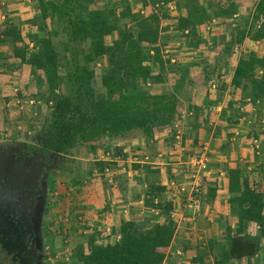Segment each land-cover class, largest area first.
<instances>
[{
	"label": "trees",
	"instance_id": "16d2710c",
	"mask_svg": "<svg viewBox=\"0 0 264 264\" xmlns=\"http://www.w3.org/2000/svg\"><path fill=\"white\" fill-rule=\"evenodd\" d=\"M170 6H175L177 15H170ZM241 6L238 0H33V16L22 21L34 29L28 42L19 29L22 22L16 17L7 15L0 27V46L9 48L0 54V63L34 79L32 98L50 110L52 133L48 140L56 152L86 147L94 152L95 145L113 144L108 161L95 162L85 182L78 178L73 183L74 187L86 184L84 193L88 196L95 183L117 177V163L127 155L123 154L124 146L116 145L132 142L136 134L149 147L157 145L160 133L169 131L171 137L165 149L175 150V124L180 122L184 103L194 113L188 127L193 154H200L199 137L208 133V118L201 127L196 118L220 103L221 95L207 86L222 74L216 72L220 65L210 69L205 61L190 57L206 50L208 36L215 40L212 32L205 31L210 21H217V30L231 29L225 56L230 57L246 39L260 47L259 52H249L238 59L230 84L240 92V100L225 104L221 120L234 126L232 120L241 117L238 108L246 100L254 106L264 102V0L254 6L248 26L246 22L230 24ZM2 10L5 7L0 0ZM256 24H260L259 28ZM171 36L177 38L176 52L181 61L168 54ZM104 58L107 66L97 77L96 63ZM10 60L18 66L8 64ZM198 66L204 70L202 77L195 79L192 70ZM197 86L201 87L200 107L192 103ZM225 89L221 85L218 91ZM220 135L217 129L215 136ZM109 147L104 148V154ZM153 150L158 154L161 148ZM139 169V165L132 166L134 172ZM225 172L229 196L226 203L235 214L238 230L232 232L225 227L220 236L221 255L214 264H239L256 257L261 250L264 195L252 189L238 168H226ZM145 174L157 179L159 171L147 169ZM201 182L207 199H215L217 185L205 177ZM164 194L165 188L152 181L143 197L144 208L157 212L160 222L146 227L135 218L121 220L116 243L101 236L103 242L99 244L96 237H91L88 249L79 246L73 250L70 262L57 264H164L177 226L173 218L176 207L165 200Z\"/></svg>",
	"mask_w": 264,
	"mask_h": 264
},
{
	"label": "crops",
	"instance_id": "0c3cea01",
	"mask_svg": "<svg viewBox=\"0 0 264 264\" xmlns=\"http://www.w3.org/2000/svg\"><path fill=\"white\" fill-rule=\"evenodd\" d=\"M238 1L242 2L245 8L243 5L239 8L236 19L230 20V24H238L241 17H244L248 11L247 8L250 7L251 2H253V5H251V13L253 15L254 6L259 0ZM246 2L249 3L246 4ZM2 4L5 10L0 11V27L6 21L7 15L9 18L16 17L21 22L33 16V1L2 0ZM181 15L184 16L185 13L182 12ZM24 29L29 30L30 33L34 31L28 26ZM212 35L219 36V34L215 33ZM246 47L249 52L253 53L260 50L258 44L246 39L241 48L238 47L237 52H244ZM8 50V46H0V54L6 53ZM240 55L238 54V56ZM238 59L239 57L235 61H231L227 76H221V78H224L222 85H225L226 89L222 93L218 90L216 91V93L221 95L219 97L220 103L215 107L204 110L202 116L196 118V124L199 127L202 126V121L208 118V133L203 135V137H199V139H201V146L206 144L209 147L210 163L208 173L202 176L201 179L205 177L207 182L217 185L215 199L209 201L203 189L202 212L199 217L195 218L192 212L186 208L185 198H181L177 189L168 187V183L171 180L181 183V185H187L192 172L189 162L195 155L191 147L193 142L192 134L188 129L191 118L185 119L179 122L178 127L175 126L176 136L180 134L181 137L180 142L174 139L175 150L170 152V150L165 149V146L168 145L165 142L171 137L169 131L159 134L157 145L146 147L144 143V147H140L141 154L137 152L136 154H131L134 150L133 141L130 142L131 144L116 145L117 147L124 146L123 154L127 155V160L117 163L118 171L115 173L118 177H116L117 180L116 178L113 179V177L112 180L103 181L106 183L105 185H103V182H97L91 191V195L86 196L85 193H79L80 195H76L74 199H69V203L73 201V204L68 205L71 207L66 215L71 220L76 218L83 219L85 225L83 231L87 233L84 235L87 240L91 237H96L97 239L99 238L98 243L101 244L103 242L100 240L102 236L103 238L108 237L107 241L109 243H116L119 239V223L121 220L128 221L131 218H135L136 222L142 223L146 227L160 222L161 216L157 212L146 210L143 206V197L147 185L152 181H156L159 186L165 188V200L173 203L176 207L173 215L177 223L176 231L166 253L164 264H214L216 258L221 255L220 236L225 227L229 226L232 232L238 230L235 214L226 203L229 196L226 190L225 169L238 168L244 177L248 179L252 189L260 191L264 195V102L254 106L249 100H246L245 105L238 108V115L241 117L239 119L233 118L232 120L235 123L234 126L229 127L227 123L221 120V112L224 110L225 104L240 100V92L232 88L230 84ZM3 63H0V102L2 98L7 99L9 102L7 107H12L11 112H14V115L12 114L10 117L16 119V114H23L21 112L25 109L23 104V106L17 107L20 105L19 98L23 97L24 94L26 95L27 90L25 89L31 85L32 80L20 74L19 71L11 74L12 76L15 75V77L6 75ZM8 64L14 67L18 66L12 60ZM223 72L220 73L223 74ZM199 88L201 89L200 86H197L193 91L194 99L192 103L200 107L202 97H199ZM16 91H18L17 94L15 93ZM29 104L32 105L33 103L30 101ZM20 127L15 126L12 128L13 136L17 135L18 132L21 134L22 132H28L24 127ZM217 129L221 131V135L216 137L215 132ZM8 134L9 131L0 129V137ZM254 141L259 144L260 151L258 155L253 147ZM156 146L161 148L158 154H155L153 150ZM150 150L152 151V157ZM128 158H136L142 162L141 164H131ZM133 165H139V171L134 172L132 170ZM154 168L159 171L157 179L149 178L145 174L147 169ZM82 188L84 189V187ZM75 230L74 228L71 229L72 232ZM93 231L96 232L93 233ZM104 231H109L110 233L107 234ZM255 232H257V228H255ZM78 236H82V234L79 233ZM261 260H264V241L256 257L242 261L239 264H256Z\"/></svg>",
	"mask_w": 264,
	"mask_h": 264
},
{
	"label": "flooded vegetation",
	"instance_id": "af4514ba",
	"mask_svg": "<svg viewBox=\"0 0 264 264\" xmlns=\"http://www.w3.org/2000/svg\"><path fill=\"white\" fill-rule=\"evenodd\" d=\"M51 133L49 122L38 133L0 137V264L48 260L45 220L54 182L76 152H56L48 140Z\"/></svg>",
	"mask_w": 264,
	"mask_h": 264
},
{
	"label": "rangeland",
	"instance_id": "374dc122",
	"mask_svg": "<svg viewBox=\"0 0 264 264\" xmlns=\"http://www.w3.org/2000/svg\"><path fill=\"white\" fill-rule=\"evenodd\" d=\"M243 1H247V0H243ZM247 3L249 2H246V4ZM242 5L245 8L243 3ZM251 5H253V2L250 3V7L247 8L248 11L244 15V17H241L238 24L240 23L243 24L245 22L247 23V26L250 24L251 22L250 18L252 15ZM168 11L170 15H173V16L177 15L175 6H171ZM25 27L27 26L24 25V22H22V24L19 25L21 34L28 42L27 37L30 35V32L29 30L24 29ZM213 29L215 30L211 32H214L215 34H219V36L217 37L215 36L216 38L214 37L215 39L214 41L211 40V36H208L209 42L211 44L207 46L206 50H204L203 53L201 52L195 53L191 56L192 58L190 57V59H196L197 61L203 60V62L205 61V63L209 66L210 69L211 68L216 69V67L220 65L221 67L219 71H216V72L220 73L224 71L222 75L227 76V71L229 69V66H231V61L232 60L235 61L238 57L241 58L245 56L247 53H249V49L246 47L244 52L242 51L241 53L240 51L236 53L233 50V52H231L230 54V57H228L227 55L225 56L224 48L230 41V35H232L231 29L225 28L222 30L221 29L217 30L216 27H214ZM169 39L172 41L167 44L166 49L168 51V54L176 55L175 58L178 57L180 60L181 57L176 52L177 46L179 44L177 41V38L171 36ZM238 54H241V55L238 56ZM106 66H107V60L105 58L97 61L96 63L97 77H99V75L102 73V70ZM3 68L6 72V75L15 77V75L12 76L11 74L13 72L16 73L15 72L16 70L15 71L11 69L8 70L5 66ZM203 70L204 68H202L201 66L196 67L195 69L192 70V73H193L192 77H194L195 79L196 77L197 78L200 76L202 77ZM33 80L31 82L30 88L26 91V95L24 94L23 97L21 96L19 98L20 105H18L17 107L24 105L25 109L23 112H21L23 114H18V115L16 114V117H17L16 119L10 117L14 112L13 113L11 112L12 107L10 108L7 107V104L9 103L7 99L2 98L0 102V129H5V131H9V134L7 135L9 137L13 136L12 128L15 126L17 127L21 126L22 128L24 127L25 129L28 130V132H31V133H38L39 131H42L44 128H46L47 124L49 123L50 110L48 109V107L43 102H40V101L37 102L35 99L32 98L33 93H35V89L33 87L35 83H33ZM62 90L64 93H66L67 89L64 87ZM30 101L33 103L32 105L29 104ZM25 102H26V105H25ZM186 105H187L186 103L183 104V110L187 108ZM175 126L178 127L179 122L176 123ZM24 133L25 132H22V134ZM19 134L21 133L18 132L17 135ZM133 138H135L134 140H132L134 143L133 151L140 153L141 151L140 147L142 148L144 147V141L141 138L140 134H136ZM95 146L97 147L94 152L89 147L76 150L74 159L69 162L64 172L59 173V175L57 176L58 179L54 182L55 186H54L53 196H52L53 205L45 220V223L47 224V228H46L47 234L45 235V242H46L45 246H46V249L49 247L50 251L49 252L46 251L48 260H46L44 264L68 263L70 262V256L73 250H75L79 246H83L85 249L88 247L87 238L85 236H78L79 234L78 232L73 233L70 229V226L59 225L55 227L53 226V224L56 221V217L59 216L60 213L66 214L67 211L70 209L71 206L69 207L68 205L73 204L72 203L73 201L69 203L70 198L74 199L76 195H80L79 193L84 194V191H83L84 189L82 188L84 186L82 187L73 186V183L76 181V179L79 178L80 180H82V183L83 181L85 182L87 180V177H86L87 173H89V171L93 168V165L95 162L107 161L110 159L111 153L113 152V144L104 142L103 144L95 145ZM105 147L106 149L109 147V150L107 152L109 157H107L106 154H104V151H106L104 149ZM150 153L152 157L151 150H150ZM67 240H68L67 246L69 247L70 256L68 258V261L65 262L64 252L66 249H68V247H64L65 246L64 242ZM55 258H57V260ZM256 264H264V260L263 261L261 260Z\"/></svg>",
	"mask_w": 264,
	"mask_h": 264
},
{
	"label": "built area",
	"instance_id": "2783aa9c",
	"mask_svg": "<svg viewBox=\"0 0 264 264\" xmlns=\"http://www.w3.org/2000/svg\"><path fill=\"white\" fill-rule=\"evenodd\" d=\"M27 1H33V0H27ZM233 19H236V16H234ZM216 25H217L216 20L210 21L209 23L206 24L205 31L211 32ZM259 26L260 24L255 25L256 28H259ZM237 50L238 48L234 49V52H237ZM171 63L172 64L175 63V60L172 59ZM223 81H224V78L219 77L217 80L210 82L208 84L209 90L217 91L219 89V86L223 84ZM15 93L17 94L18 91H16ZM192 117H193V113L188 110H183L180 113V121H183L185 119H190ZM175 140L178 142L181 141L180 134H177V136L175 137ZM253 144H254L253 145L254 150L257 152V155H258L260 151L259 144L256 141H254ZM106 156L109 157L108 154H106ZM128 160L131 162V164H141L142 162L136 158H128ZM209 163H210L209 147L208 145L205 144L202 146L200 154L193 157L189 162V166L192 172L187 181V185L186 184L181 185V183H178L174 180H171L168 183V187L170 189H177L178 194L181 195V198H185V206L187 209H189L192 212V215L195 218L199 217L202 212V197L204 193H203V188L201 186V180H202L201 177L205 176L208 173ZM59 225L70 226L71 229L74 228L77 230V231L75 230L73 233L78 232V233H81L82 236L87 234L85 231H83L85 225H84V221L82 218H78V219L76 218V219L71 220V218L68 217L66 214H60L59 216L56 217V221L53 224V226L56 227ZM94 232L96 231H93V233ZM104 233L109 234L110 232L104 231ZM64 244H65L64 247H68L67 246L68 240L65 241ZM46 251L47 252L50 251L49 247L46 249ZM64 253H65L64 261L67 262L70 256L69 247L68 249L65 250ZM55 259L57 260V258Z\"/></svg>",
	"mask_w": 264,
	"mask_h": 264
}]
</instances>
